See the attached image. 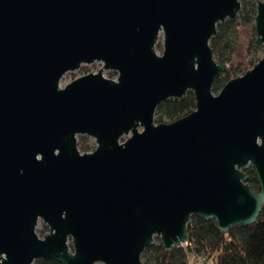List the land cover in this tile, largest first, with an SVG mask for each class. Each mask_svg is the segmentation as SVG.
I'll use <instances>...</instances> for the list:
<instances>
[{
    "label": "water",
    "instance_id": "95a60500",
    "mask_svg": "<svg viewBox=\"0 0 264 264\" xmlns=\"http://www.w3.org/2000/svg\"><path fill=\"white\" fill-rule=\"evenodd\" d=\"M240 11L239 0H0V264H143L156 237L167 253L188 244L193 216L222 233L257 223L264 55L212 91L228 67L210 42ZM95 63L97 74L61 88ZM189 91L190 115L155 123L161 104ZM78 136L96 150L81 154Z\"/></svg>",
    "mask_w": 264,
    "mask_h": 264
},
{
    "label": "trees",
    "instance_id": "16d2710c",
    "mask_svg": "<svg viewBox=\"0 0 264 264\" xmlns=\"http://www.w3.org/2000/svg\"><path fill=\"white\" fill-rule=\"evenodd\" d=\"M241 11L236 21L227 20L217 26V34L210 42L215 60L227 65L224 74L219 75L212 91L219 94L231 80L244 75L254 67L258 59L250 56L258 47L255 18L257 2L239 0ZM195 95L189 91L182 99H170L161 104L155 114V123H173L190 115L195 110ZM80 150L89 152V147L79 143ZM248 184L259 192V184L252 169L246 172ZM49 232L48 227H45ZM44 232H41L43 234ZM189 241L186 247L173 249L167 253L160 238L158 243L146 249L142 255L143 264H189V258L206 256L211 264H264V206L256 224L232 228L228 233L218 230L214 220L205 221L193 216L188 225ZM34 264H60L52 260H39Z\"/></svg>",
    "mask_w": 264,
    "mask_h": 264
},
{
    "label": "rangeland",
    "instance_id": "374dc122",
    "mask_svg": "<svg viewBox=\"0 0 264 264\" xmlns=\"http://www.w3.org/2000/svg\"><path fill=\"white\" fill-rule=\"evenodd\" d=\"M254 1H262V0H254ZM258 47L259 48L255 49L253 51V53L251 54L250 60L255 58V59H258V62H259L263 58L264 49H263V47H260V46H258ZM156 51H157V54L159 56H161L163 54V51H164V36H163V34H161V36L159 38V41H158L157 46H156ZM102 69H103V65L101 63H95L92 65L82 66L81 69H79L78 71H76L74 73H67L63 77L60 86H61V88H64L68 84H70L74 80H76L77 78H80V77H83V76H86L89 74H97ZM251 69H253V67L250 68L249 70H251ZM103 76L109 80H117V77H118V75L116 73L111 72V71H104ZM241 76H243V75H240L239 77H241ZM215 95H218V94H215ZM128 138H129V136L122 138L121 142H125ZM79 143L86 144L89 147V152H92V150H95V148L97 147L95 140L93 138H90L87 136L86 137L78 136V144ZM41 232H44V233L41 234ZM37 234L40 238H43L44 236L49 234L46 231L45 224L42 221H40L38 226H37ZM155 243H158L157 237L155 238ZM184 247H186V245ZM195 263L202 264L201 262L198 261V258L196 256H191V264H195Z\"/></svg>",
    "mask_w": 264,
    "mask_h": 264
},
{
    "label": "built area",
    "instance_id": "2783aa9c",
    "mask_svg": "<svg viewBox=\"0 0 264 264\" xmlns=\"http://www.w3.org/2000/svg\"><path fill=\"white\" fill-rule=\"evenodd\" d=\"M187 245L188 244H186V246ZM198 261L201 262L202 264H211V260L209 258H207L206 256L199 257ZM188 263L191 264V257L189 258V262ZM195 264H197V263H195Z\"/></svg>",
    "mask_w": 264,
    "mask_h": 264
},
{
    "label": "flooded vegetation",
    "instance_id": "af4514ba",
    "mask_svg": "<svg viewBox=\"0 0 264 264\" xmlns=\"http://www.w3.org/2000/svg\"><path fill=\"white\" fill-rule=\"evenodd\" d=\"M80 137H86V136H80ZM94 140H95V139H94ZM95 142H96V141H95ZM78 148H79V151L81 152V154H90V153H93V152L96 150L97 147L95 148V150H92V152H87V153H84V152H82V151L80 150L79 144H78ZM39 222H40V221H39ZM42 222H43V221H42ZM38 224H39V223H38ZM45 227H48V226L45 225ZM48 229H49V228H48ZM49 232H50V230H49ZM49 232H48V233H49Z\"/></svg>",
    "mask_w": 264,
    "mask_h": 264
}]
</instances>
